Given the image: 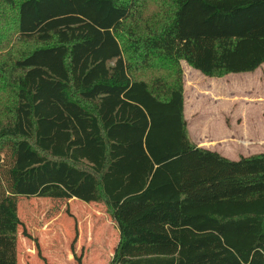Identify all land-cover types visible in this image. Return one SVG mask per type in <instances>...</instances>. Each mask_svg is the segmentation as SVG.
<instances>
[{"label":"trees","instance_id":"1","mask_svg":"<svg viewBox=\"0 0 264 264\" xmlns=\"http://www.w3.org/2000/svg\"><path fill=\"white\" fill-rule=\"evenodd\" d=\"M0 16L26 44L0 65V264H18L20 196L102 204L110 264H264V153L191 141L182 68L260 69L264 0H0Z\"/></svg>","mask_w":264,"mask_h":264},{"label":"rangeland","instance_id":"2","mask_svg":"<svg viewBox=\"0 0 264 264\" xmlns=\"http://www.w3.org/2000/svg\"><path fill=\"white\" fill-rule=\"evenodd\" d=\"M157 6V1L148 2L144 15L152 14ZM4 22H7L5 16H0V30L6 35L0 45V65L19 58L26 45L14 29L6 30ZM198 74V77L186 76L189 81L186 118L191 141L219 145L234 160L264 153V65L254 73L217 78ZM13 100L11 89L0 91V106H10ZM66 201L18 198L22 221L18 264H76L71 250L75 221L78 235L75 254L83 255L82 264H110L120 236L105 207L79 199H71L67 204Z\"/></svg>","mask_w":264,"mask_h":264},{"label":"crops","instance_id":"3","mask_svg":"<svg viewBox=\"0 0 264 264\" xmlns=\"http://www.w3.org/2000/svg\"><path fill=\"white\" fill-rule=\"evenodd\" d=\"M188 66V67H187ZM190 66L186 63V62H182V68H183V72H184V88H185V118L187 117V111H188V103H187V99H188V97L186 96V90H187V82H189V81H187V74H189V75H195L196 77H198L197 75H200V74H198L199 73V71L197 72V70H193V68L192 67H190ZM192 68V69H191ZM189 114H190V116H191V113L189 112ZM186 120H187V118H186ZM187 122H188V120H187ZM189 123V122H188ZM190 125V124H189ZM198 147H201V148H205V149H209V150H212V151H217L218 153H220L222 156H224V157H226V158H229V159H231L229 156H227V155H225L224 153H225V150H223L222 148H220V146L219 145H212V144H210V143H198V144H196ZM231 160H234V159H231ZM237 160V159H236ZM90 205H93V204H90ZM87 210V209H86ZM115 251V250H114Z\"/></svg>","mask_w":264,"mask_h":264}]
</instances>
